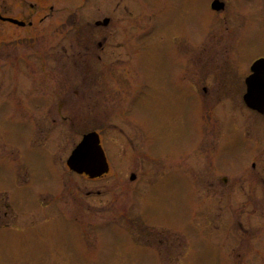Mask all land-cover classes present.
Returning <instances> with one entry per match:
<instances>
[{
	"label": "rangeland",
	"instance_id": "obj_1",
	"mask_svg": "<svg viewBox=\"0 0 264 264\" xmlns=\"http://www.w3.org/2000/svg\"><path fill=\"white\" fill-rule=\"evenodd\" d=\"M6 3L33 26L0 21V264H264V117L243 101L264 0H232L229 30L209 0ZM25 77L65 99L26 110ZM91 131L111 166L92 181L66 165Z\"/></svg>",
	"mask_w": 264,
	"mask_h": 264
},
{
	"label": "flooded vegetation",
	"instance_id": "obj_2",
	"mask_svg": "<svg viewBox=\"0 0 264 264\" xmlns=\"http://www.w3.org/2000/svg\"><path fill=\"white\" fill-rule=\"evenodd\" d=\"M7 0H0V21L1 23H5V24H10L12 26H16V27H20L21 29H26L27 27H32L33 26V23L30 22L29 24H26V21L25 19H22L21 17H19L18 15H13L12 13V10L9 8V5L6 3ZM214 1H219L220 3H223V7L219 10H212L215 14H216V18H218L217 20V23L219 21H222L223 24L228 28V30L231 28L232 24H235V23H230V21L227 20V16H228V13H229V9L231 8L230 5L232 4V0H209V6L211 8V5ZM52 11H54V8H52ZM48 18V17H47ZM44 20V19H43ZM107 20V21H105ZM105 21L103 24H100V21L97 20L95 21V24L97 27H103V29H108V27L111 25L112 21H113V17H109V16H105L104 17V20ZM242 23L240 22L238 25L240 26ZM218 26V25H217ZM103 43H100L99 46L100 47H103L104 46V43H107V41L109 40V35H103ZM89 47V46H88ZM91 52V51H90ZM251 66L252 64L248 66L249 68V73L247 75H250L251 74ZM247 68V69H248ZM180 80L181 82H186L187 78H186V75H180ZM24 87H23V90L25 95L29 98H31V100H29L28 98V103L27 104H24L26 110L28 111H38V112H46V111H51V110H55L56 109V106H55V100L59 97V100H64L66 95H62L60 93V91L57 89V93H54V90L52 91V95H47L44 93V89L38 87V85H40L38 82L34 81V80H30L29 77H25V80H24ZM246 86H245V91H246ZM41 90H42V93H41ZM63 90L66 91V88H64ZM203 90L204 91H207L204 87H203ZM69 91L70 93L68 94L69 96V100L71 99L70 98V94L74 91V94L76 93V88L70 86L69 88ZM71 103V102H70ZM68 106V107H67ZM70 110L72 111L74 109L73 105L72 104H67L65 105L64 103H59L58 105V111L61 112L62 110ZM254 113L255 115L257 116H260V114L256 113V112H252ZM261 117V116H260ZM264 117V116H263ZM47 122L49 123V121L47 120ZM52 123L56 122L55 119L51 121ZM73 122V119L70 117V123ZM55 124V123H54ZM29 125H32L33 127L31 128V131H32V134L30 135V138H34L35 136H37L36 134L37 133H42L43 132V126L41 124V126H35L32 122H29ZM48 128L50 127L49 125L47 126ZM29 130V132H31ZM123 134H124V130L121 129L120 130ZM36 133V134H35ZM130 139V137H129ZM132 141V139H130ZM49 154H52L51 151H48ZM110 164V162H109ZM110 170H111V166H110ZM154 175V174H153ZM220 180V179H219ZM222 180L227 183L228 182V179L226 178H222ZM92 181V180H91ZM215 185V183H212L211 185ZM8 215L6 214L5 215V218H7ZM91 218V217H90ZM125 219V218H124ZM130 219H134V221H130V222H123L122 220L123 219H119V218H116V219H112V220H116V222L120 224V222H123V223H136L138 225H142V224H146V223H149V222H140L138 219V217H135V218H130ZM0 224H4L5 227L8 226L9 222H6V221H3L1 216H0ZM110 221H106L105 223H108ZM89 224H93L95 222H91V221H88ZM150 226L154 227L153 225L150 224ZM149 226V227H150ZM149 227H139L138 230H140L138 232V234L141 232L142 229H147ZM264 261V260H263Z\"/></svg>",
	"mask_w": 264,
	"mask_h": 264
},
{
	"label": "water",
	"instance_id": "obj_3",
	"mask_svg": "<svg viewBox=\"0 0 264 264\" xmlns=\"http://www.w3.org/2000/svg\"><path fill=\"white\" fill-rule=\"evenodd\" d=\"M217 6L220 8L223 4L217 3ZM247 84L248 91L244 98L247 105L264 114V58L254 64L253 75L247 79ZM68 166L73 171L87 174L91 178L101 177L109 172V164L97 132L84 136L69 158ZM135 178L133 175L132 180Z\"/></svg>",
	"mask_w": 264,
	"mask_h": 264
}]
</instances>
